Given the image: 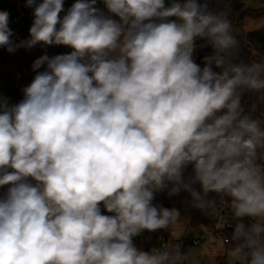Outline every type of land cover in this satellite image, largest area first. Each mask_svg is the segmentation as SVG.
<instances>
[{
	"label": "clouds",
	"instance_id": "clouds-1",
	"mask_svg": "<svg viewBox=\"0 0 264 264\" xmlns=\"http://www.w3.org/2000/svg\"><path fill=\"white\" fill-rule=\"evenodd\" d=\"M214 2L75 0L61 18L64 0H26L19 43L0 11L9 53L71 49L34 61L19 102L0 95V264H179V245L133 243L177 222L153 204L164 190L198 208L225 196L232 255L264 264V60L234 59ZM198 48L211 49L200 63Z\"/></svg>",
	"mask_w": 264,
	"mask_h": 264
},
{
	"label": "trees",
	"instance_id": "trees-1",
	"mask_svg": "<svg viewBox=\"0 0 264 264\" xmlns=\"http://www.w3.org/2000/svg\"><path fill=\"white\" fill-rule=\"evenodd\" d=\"M248 0H215L213 4L210 5L212 10L217 12H223L226 14L227 19L231 22L232 25V34L238 41V44L234 51V59L236 61H246L251 62L253 60H264V25L255 30H247L246 22L248 19H263L264 18V0L262 1V6L260 8H252L247 6ZM75 0H64V9L62 12L63 15L66 13L67 9L74 3ZM0 11H7L9 13V28L11 29L13 36L12 39L14 43H18L16 40V36L19 33H22L28 36L29 29L26 21L19 20L16 18L14 5L12 0H0ZM27 39V40H28ZM203 43V41H197ZM71 51L70 48L65 46H57V45H44L42 43L33 46L32 48L23 47L20 62H24L26 65L32 68V65L36 59L40 56L47 54L48 56H54L57 54L69 53ZM211 52L210 48L199 49L196 55V60L198 63L201 62V58ZM8 51L5 47H0V59L2 61L7 60ZM43 68L37 70L42 71ZM218 71V70H217ZM17 102H19L23 98V93H17ZM246 108H250L255 103L254 94L245 92L243 101ZM255 115L262 118L264 121V106H257L255 109ZM264 126V125H262ZM191 172V166H189L185 175ZM199 188V185H196ZM5 190V189H3ZM203 195V194H202ZM190 196L187 192H181L177 195H168V191L164 190L163 192H159L156 194L155 198H162L168 208L175 207L179 210V218L181 217L183 207L187 197ZM204 199L208 203L204 208H198L189 222V227L191 228H199V227H213L216 223L215 211L219 203H223L228 205L227 198L222 194L216 193H208L204 196ZM230 212L231 209L228 206ZM110 214V213H105ZM247 223V218L245 219ZM235 225V220L233 218L232 212L230 216V223L225 230V235L229 238L228 243L226 244L227 250H232L235 247V243L232 241V232ZM148 231H144L141 235L133 238L134 245L148 249L154 243L155 240L149 238ZM218 264H229L227 254L220 255L217 257ZM179 264H187L186 261L179 262ZM236 264H241L240 262Z\"/></svg>",
	"mask_w": 264,
	"mask_h": 264
},
{
	"label": "built area",
	"instance_id": "built-area-1",
	"mask_svg": "<svg viewBox=\"0 0 264 264\" xmlns=\"http://www.w3.org/2000/svg\"><path fill=\"white\" fill-rule=\"evenodd\" d=\"M39 3V0L37 1ZM14 5V11L16 18L19 20L26 21L28 26L31 27L34 15L33 8L26 6V0H12ZM28 36L19 33L16 36L17 42L26 41ZM200 44V42H197ZM26 85L22 75L18 72H15L8 76L0 75V95L7 97L10 103L17 102V93H23L21 90ZM154 205L167 207L165 201L162 198H155L153 201ZM228 205L219 203L215 211L216 223L213 227H199L191 228L189 223L183 225L180 218L173 225H170L168 229H161L156 232H150L149 238L155 240V243L148 249L137 248L150 251L153 248H159L164 244L170 246L179 245L183 256L181 262H184L187 257V249L190 247H198L202 245H207L208 248L216 251L217 249V240H221L222 244L226 245L229 241V238L225 235V230L230 223L231 212L228 208ZM217 259V257H216Z\"/></svg>",
	"mask_w": 264,
	"mask_h": 264
},
{
	"label": "rangeland",
	"instance_id": "rangeland-1",
	"mask_svg": "<svg viewBox=\"0 0 264 264\" xmlns=\"http://www.w3.org/2000/svg\"><path fill=\"white\" fill-rule=\"evenodd\" d=\"M38 1V0H37ZM39 2H42V0H39ZM247 6L252 7V8H260L262 6V1L261 0H248L247 1ZM100 7H103L100 5ZM61 18L63 17V13L60 14ZM264 25V18L263 19H248L246 22V29L247 30H255ZM22 47L18 48L15 52L9 53V57L7 60L2 61L0 59L1 64L4 63L5 66L9 65L11 61H14V56L15 55H21L22 52ZM20 53V54H19ZM198 53V49L196 52V55ZM20 58V57H19ZM19 64L15 66V69L19 71L26 83L28 85L34 76L36 75V72L32 70V68L28 65H26L24 62H20V59L18 60ZM4 67V66H2ZM4 191L3 189H0V192ZM197 210V207L195 206V202L193 198L190 196L187 197L183 211L180 217V220L182 224L185 226L187 225L192 217L194 216L195 212ZM226 252L227 253V258L229 261V264H236L240 262L241 264H244V261L242 258H238L232 255V250H226L223 245L221 240H217V249L216 251H213L212 249L208 248L207 245H202L198 247H190L187 249V257L185 261L187 264H213L215 263L216 256L218 252ZM218 264V262H217Z\"/></svg>",
	"mask_w": 264,
	"mask_h": 264
},
{
	"label": "crops",
	"instance_id": "crops-1",
	"mask_svg": "<svg viewBox=\"0 0 264 264\" xmlns=\"http://www.w3.org/2000/svg\"><path fill=\"white\" fill-rule=\"evenodd\" d=\"M169 2V0H166V4ZM23 48V47H22ZM20 54V53H19ZM8 57H9V53H8ZM19 57H20V55H15L14 56V61H11V63H9V65H7V66H5L4 65V63L3 64H1V62H0V75L1 76H8V75H11V74H13V73H15V72H18V73H20L19 71H17L16 69H15V66H17L18 64H19V62H18V60H19ZM2 66H4V67H2ZM21 74V73H20ZM223 245V247L227 250V248H226V245H224V244H222ZM224 254H227L226 252H218L217 253V256L216 257H218V256H220V255H224ZM213 264H217V259L215 260V263H213Z\"/></svg>",
	"mask_w": 264,
	"mask_h": 264
}]
</instances>
